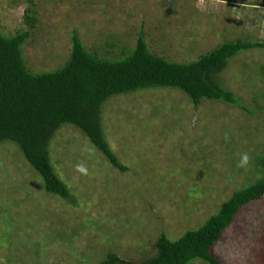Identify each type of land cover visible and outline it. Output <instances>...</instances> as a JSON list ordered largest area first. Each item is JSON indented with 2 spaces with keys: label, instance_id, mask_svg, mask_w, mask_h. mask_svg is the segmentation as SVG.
Listing matches in <instances>:
<instances>
[{
  "label": "rangeland",
  "instance_id": "1",
  "mask_svg": "<svg viewBox=\"0 0 264 264\" xmlns=\"http://www.w3.org/2000/svg\"><path fill=\"white\" fill-rule=\"evenodd\" d=\"M30 6L36 26L24 57L35 73L65 66L75 31L102 57L129 54L143 34L152 52L184 63L236 39L264 43V0H0V29L28 28ZM219 81L255 113L221 100L196 108L170 87L109 98L102 123L127 171L81 129H58L51 160L77 204L47 192L19 146L2 142L0 264H100L109 251L138 264L161 235L200 228L263 176L254 161L264 153V48L232 57ZM214 252L227 264H264V197L241 209Z\"/></svg>",
  "mask_w": 264,
  "mask_h": 264
},
{
  "label": "trees",
  "instance_id": "2",
  "mask_svg": "<svg viewBox=\"0 0 264 264\" xmlns=\"http://www.w3.org/2000/svg\"><path fill=\"white\" fill-rule=\"evenodd\" d=\"M25 22L28 28L9 34L11 36L0 29V144L16 143L43 177L46 191L73 204H77L76 197L57 174L50 153L53 135L64 124L81 129L115 168L129 169L112 149L103 127L102 112L109 98L170 87L184 91L196 108L204 99L221 100L252 115L255 113L224 87L219 76L232 57L250 49L264 48L260 41L236 39L198 60L184 63L152 52L143 34L129 54L120 58L102 57L87 49L75 31L71 59L65 66L53 72L35 73L24 57L36 26L33 6L26 9ZM255 160L258 168L264 169V153ZM249 180L235 189L219 211L200 228L188 230L177 240L161 235L156 243L157 253L138 264H192L197 259L204 264H227L215 254V245L223 239L244 206L264 197V175ZM125 263L137 264L128 263L109 251L100 264Z\"/></svg>",
  "mask_w": 264,
  "mask_h": 264
}]
</instances>
